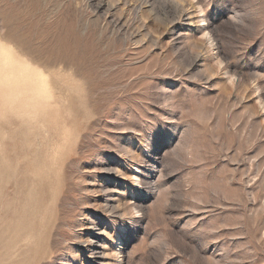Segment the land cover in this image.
Returning <instances> with one entry per match:
<instances>
[{"label":"rangeland","instance_id":"obj_1","mask_svg":"<svg viewBox=\"0 0 264 264\" xmlns=\"http://www.w3.org/2000/svg\"><path fill=\"white\" fill-rule=\"evenodd\" d=\"M0 48V264H264V0H0Z\"/></svg>","mask_w":264,"mask_h":264},{"label":"bare ground","instance_id":"obj_2","mask_svg":"<svg viewBox=\"0 0 264 264\" xmlns=\"http://www.w3.org/2000/svg\"><path fill=\"white\" fill-rule=\"evenodd\" d=\"M108 2V1H107ZM99 3V2H98ZM101 3V2H100ZM90 4V3H89ZM97 5V4H96ZM104 5H105V3H104ZM107 5V4H106ZM105 5V6H106ZM101 6H102V4H101ZM111 6V5H110ZM97 8H98V6H96ZM95 7V8H96ZM100 8V7H99ZM110 9H112V7L110 8ZM111 11V10H110ZM95 12V11H94ZM2 46H3V44H2ZM3 47H5V46H3ZM0 49H2L3 51H4V48H0ZM2 52V51H1ZM2 54H4V56L2 57L1 55H0V65L1 64H10V63H12V62H18V60H16V58L14 57V56H7L6 55V53L5 52H3ZM16 55V54H15ZM20 63V64H19ZM19 63H18V66L19 65H21V66H23L24 64H22L20 61H19ZM25 66V65H24ZM13 67V66H12ZM23 68V67H22ZM29 68L28 67H25L23 70H25L24 72L25 73H27V72H29V71H27ZM30 70V69H29ZM23 73V72H22ZM21 73V74H22ZM20 74V73H19ZM35 73H33V75H34ZM11 77V76H10ZM13 77V76H12ZM20 77V76H19ZM23 77V76H22ZM35 80V79H34ZM37 80V79H36ZM35 80V81H36ZM10 81H11V79H10ZM33 82V81H32ZM38 83H40L39 85H38V87H37V89L35 90L37 93H41L42 91H45L46 89H47V86H46V83H44V82H42V80L40 81V80H38L37 81ZM36 83V82H35ZM39 96V95H38ZM38 102V101H37ZM38 108V107H37ZM37 110V109H36Z\"/></svg>","mask_w":264,"mask_h":264}]
</instances>
